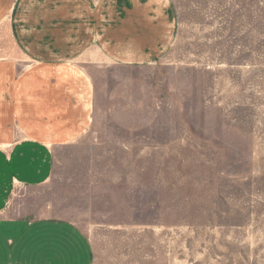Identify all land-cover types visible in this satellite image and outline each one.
<instances>
[{"label": "rangeland", "instance_id": "obj_1", "mask_svg": "<svg viewBox=\"0 0 264 264\" xmlns=\"http://www.w3.org/2000/svg\"><path fill=\"white\" fill-rule=\"evenodd\" d=\"M84 2L159 57L117 68L113 136L60 149L20 212L76 222L94 264H264V0Z\"/></svg>", "mask_w": 264, "mask_h": 264}, {"label": "crops", "instance_id": "obj_2", "mask_svg": "<svg viewBox=\"0 0 264 264\" xmlns=\"http://www.w3.org/2000/svg\"><path fill=\"white\" fill-rule=\"evenodd\" d=\"M84 1L35 2L27 14L18 0H0V264H94L76 222L23 215L15 199L23 188L48 185L60 149L113 136L118 126L106 105L119 97L106 88L118 89V67L157 63L159 55L128 33L133 19ZM134 79L128 73L124 89Z\"/></svg>", "mask_w": 264, "mask_h": 264}]
</instances>
